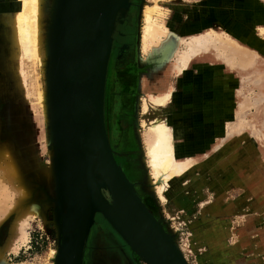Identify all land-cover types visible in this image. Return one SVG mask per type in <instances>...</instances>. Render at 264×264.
Returning a JSON list of instances; mask_svg holds the SVG:
<instances>
[{"label":"rangeland","instance_id":"rangeland-1","mask_svg":"<svg viewBox=\"0 0 264 264\" xmlns=\"http://www.w3.org/2000/svg\"><path fill=\"white\" fill-rule=\"evenodd\" d=\"M180 1L169 3V11L164 9L171 25ZM144 4L150 1L129 0L128 9L118 13L114 24L104 110L111 154L187 264H264V0H220L210 9L206 2L198 11L212 18L209 31L220 37L222 32L231 34L242 50L251 52L248 70L211 56L210 62L192 63L180 76L173 71L175 56L166 62L158 55L149 58L143 54ZM158 6L161 12L162 5ZM3 8L0 6V141L7 142L23 171L33 172L41 184L37 170L52 149L44 147L42 133H35L40 129L35 103L25 99L24 79L15 76ZM188 13L193 17L195 12ZM220 14L221 18H215ZM144 58L149 60L143 62ZM152 73L155 83L143 88V80ZM36 85L26 87V92L37 94ZM168 85L175 86V91L163 114L180 125L189 154L198 161L172 182L162 202L148 187L153 181L145 148L138 142L145 94L155 95ZM27 147H34L32 155L23 152ZM13 218L9 214L0 225V264H54L48 256L57 248L51 207L45 209L43 220L30 222L27 240L16 252L9 250L15 235L9 229ZM83 264L146 263L96 215L85 242Z\"/></svg>","mask_w":264,"mask_h":264},{"label":"bare ground","instance_id":"bare-ground-1","mask_svg":"<svg viewBox=\"0 0 264 264\" xmlns=\"http://www.w3.org/2000/svg\"><path fill=\"white\" fill-rule=\"evenodd\" d=\"M47 1L5 0V2L0 3L1 7L4 6L1 13L5 24L8 26L9 40L13 47L11 58L15 61L14 65L17 70L15 76L24 79L22 90L25 91V99L35 103L37 111L35 120L40 126V129H37L35 133H42L41 140L44 147L49 146L52 149L50 153L47 151L49 155L47 162H42L37 170L41 180V184H39L33 172L23 171L7 142L1 143L0 141V225L9 214H14L9 229L15 235L9 250L12 248L11 250L16 252L21 243L23 244L27 240L30 222L36 218L43 220L45 209L51 207L53 225L57 235V248L51 250L48 256L54 264H61L67 226V209L62 202L61 149L57 130L61 98L56 37L61 0H51L50 3ZM149 1L150 4H144L141 11V19L144 23L141 29L143 53L149 55L157 51L156 53L162 54L160 60L166 62L175 56L172 67L177 76L184 74L183 72L192 63L210 62L211 56L222 59L230 65H236L242 70H248L251 52L244 50V48L242 50V45L236 41L233 35L222 32L220 37L207 29L202 34H193L191 38L186 39L184 36L176 37L174 40L168 26L162 23L164 14L160 12L158 6L169 0ZM262 35L264 36V31H262ZM181 46L184 49H181ZM22 58L26 59L23 63ZM34 84L38 85L37 94L33 95L26 92V87ZM174 91L175 86L173 85L163 86L161 92H157L155 95L151 92L146 93L142 100L141 128L143 132L138 144L141 143L145 148L144 154L147 158L146 165L149 169V178L153 181L152 184L151 182L148 184V187L156 193L162 202L166 201V195L171 190L172 182L180 179L198 161V157L190 156L188 143L179 130L180 125L163 114ZM105 93L106 85L104 110ZM148 114L153 115V118H147ZM180 147H184L182 152H180ZM121 175L124 176V173L121 172ZM153 185L154 189L151 187ZM130 189L137 201L139 198L141 207L147 212L155 226L157 221L154 216L149 212L134 187L131 186ZM92 213H95L94 216L101 215L110 226L120 233L98 205L92 207L90 214L92 215ZM159 233L161 234L160 231ZM165 241L175 249L170 241L167 239ZM6 251L8 252V249ZM175 251L177 252L176 249ZM178 255L180 256L179 253Z\"/></svg>","mask_w":264,"mask_h":264},{"label":"water","instance_id":"water-1","mask_svg":"<svg viewBox=\"0 0 264 264\" xmlns=\"http://www.w3.org/2000/svg\"><path fill=\"white\" fill-rule=\"evenodd\" d=\"M128 7L129 0L60 3L57 130L62 202L67 209L61 264H83L94 205L106 213L120 233L113 229L146 264H187L171 238L158 222L153 225L135 198L130 189L133 185L121 175L106 138L103 110L107 64L116 17Z\"/></svg>","mask_w":264,"mask_h":264},{"label":"crops","instance_id":"crops-1","mask_svg":"<svg viewBox=\"0 0 264 264\" xmlns=\"http://www.w3.org/2000/svg\"><path fill=\"white\" fill-rule=\"evenodd\" d=\"M172 1H174V0H169V1H167V2H165V3H161V9H163V10H161V12H162V14H164V16L162 17V19H163V24H166L167 26H168V29L170 30V34L172 35V38H176V37H184V38H186V39H188V38H191V36H193V34H196V35H198V34H202L203 32H204V30L206 31L207 29H209L210 30V28H211V26L209 25V26H207V24H210L211 22H212V18H210V17H208V18H205V16L203 15V13H199L198 11H199V9H200V7L201 6H203V4H206V2H207V0H181L180 1V4H179V9L177 10V12L175 13L176 15L172 18V25H171V23H169V21H167V18H168V14L166 13L167 11H169V9H170V7H169V3H171ZM217 1H218V5H219V2H220V0H208V5H207V8L208 9H210V8H212L213 6H214V4L215 3H217ZM213 6H212V5ZM192 5H194L195 6V8L194 7H192ZM191 8V9H190ZM164 9H166V12H164L165 10ZM187 9H190V11H188V12H195V14H193V15H195V16H191V14H189L186 10ZM196 9V10H195ZM167 14V15H166ZM190 15V16H189ZM219 16H221V14L219 15ZM218 15L217 16H215V18L217 17H219ZM187 18H189V20H190V18H192L190 21H188L187 20ZM199 18V19H198ZM201 19V20H200ZM204 19H206V20H204ZM209 20V21H208ZM186 21H188V22H186ZM195 21L198 23V21H199V23L194 27H192V25L195 23ZM201 21V22H200ZM165 22V23H164ZM143 23V22H142ZM186 23H189V25H186ZM200 23H201V25H203V26H201L200 25ZM204 23V24H203ZM205 23H207V24H205ZM206 25V26H205ZM191 27V28H190ZM142 28V27H141ZM173 28V29H172ZM187 29V30H186ZM198 30V29H200L199 31H197V32H194L195 30ZM173 31L177 34V33H180L179 34V36H175L174 35V33H173ZM181 31H185L186 32V34H182V32ZM191 32H193V33H191ZM192 34V35H191ZM140 41H141V36H140ZM142 44V43H141ZM157 52V51H156ZM156 52H153V53H151V54H149L150 56H153V55H158L159 57L162 55V54H160V53H156ZM144 54V53H143ZM145 56H148L149 58H150V56L149 55H147V54H144ZM149 58L147 59V58H144V60H143V62H147L148 60H149ZM161 58V57H160ZM161 61V60H160ZM153 74H151V76H148V77H146V79H144V78H142V79H144L143 80V88L147 85V86H150V84H154L155 82V77L156 76H154ZM154 79H153V78ZM141 108H142V106H141ZM25 148V147H24ZM35 149H34V147H27L25 150H23V152H25V153H27V154H30L32 151H34ZM30 155H32V154H30ZM32 158V157H31Z\"/></svg>","mask_w":264,"mask_h":264},{"label":"flooded vegetation","instance_id":"flooded-vegetation-1","mask_svg":"<svg viewBox=\"0 0 264 264\" xmlns=\"http://www.w3.org/2000/svg\"><path fill=\"white\" fill-rule=\"evenodd\" d=\"M131 34V33H130ZM128 51V50H127ZM129 52V51H128ZM124 143H127L126 139H125V142Z\"/></svg>","mask_w":264,"mask_h":264}]
</instances>
